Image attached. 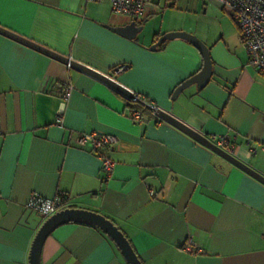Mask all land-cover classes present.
<instances>
[{"label": "crops", "instance_id": "0c3cea01", "mask_svg": "<svg viewBox=\"0 0 264 264\" xmlns=\"http://www.w3.org/2000/svg\"><path fill=\"white\" fill-rule=\"evenodd\" d=\"M154 4L131 39L109 27L133 20L106 2L0 0V26L110 76L208 139L226 137L231 154L264 175V73L249 65L238 29L222 14L217 30L189 29L208 48L210 80L172 99L202 58L180 38L150 48L170 31L142 34ZM128 99L0 33V264H29L42 219L27 201L58 193L62 208L110 219L142 264H264V183L150 110L145 123L131 121ZM90 133L116 139L105 180L90 143L77 142ZM40 264L127 263L98 227L66 222L43 241Z\"/></svg>", "mask_w": 264, "mask_h": 264}, {"label": "water", "instance_id": "95a60500", "mask_svg": "<svg viewBox=\"0 0 264 264\" xmlns=\"http://www.w3.org/2000/svg\"><path fill=\"white\" fill-rule=\"evenodd\" d=\"M109 28L112 31L130 39L133 38L136 32L139 30V28L136 27L134 21H131L130 23L123 26L109 27ZM0 33L20 43H23L29 47H32L54 59H57L79 72L87 74L105 83L106 85H108L115 91L121 93L127 98H131L133 96L132 91H129L128 89L120 85L110 76L101 73L96 69L89 67L86 64H83L81 62L70 59L69 57L56 53L42 45L34 43L33 41L25 37H22L16 33H13L1 26H0ZM174 38L184 39L189 43H191L199 51L202 58V65L197 73L185 79L175 87V89L171 94L172 99L175 98L183 89L187 88L192 84H195L196 88L198 89L202 88L210 80V75H211V59L209 56L208 48L200 39H198L195 35L191 33L181 30L169 31L163 34L162 36H160L159 39L153 45H151L150 48L154 49L156 45L161 41L174 39ZM154 115L160 118L161 120L165 121L166 123H169L172 126L176 127L177 129L181 130L182 132L193 138L195 141L211 149L214 153L218 154L219 156L223 157L230 163L234 164L235 166L239 167L243 171L247 172L251 176L255 177L256 179L264 183V175H261L260 173L255 171L254 169H252L251 167H249L248 165H246L245 163L234 157L231 153H228L225 150L221 149L220 147L216 146L206 136L188 127L187 125L177 120L175 117H173L166 111L160 108H156L154 111ZM66 222L86 223L98 227L101 231L107 234L109 238L114 242V244L120 251L123 259L127 264H142L137 254L131 247L127 237L110 219H108L107 217H105L100 213L86 209L75 208V207H65L59 209L49 217L42 220L41 224L39 225L31 241L29 254H28L29 264H40V253H41V247L43 241L55 227Z\"/></svg>", "mask_w": 264, "mask_h": 264}, {"label": "built area", "instance_id": "2783aa9c", "mask_svg": "<svg viewBox=\"0 0 264 264\" xmlns=\"http://www.w3.org/2000/svg\"><path fill=\"white\" fill-rule=\"evenodd\" d=\"M85 2H106L115 14L127 15L133 21L142 18L150 7L153 5V0H84ZM219 4L226 11L235 23L240 42L247 53L248 63L255 70L264 73V0H211ZM126 65L116 67V71H122ZM71 85L63 88L60 95L62 98H67ZM133 100L140 101L145 107L149 108L154 113L157 108L153 103L147 102L137 93L133 92L131 97ZM131 121L137 123H145L146 118L140 110H132L129 113ZM216 146L225 150L228 153L233 152V145L224 136L211 137L209 139ZM91 145V151L96 154L101 161L100 171L102 179H107L114 167V161L107 155V150L113 146L116 141L113 135L96 133L84 134L78 138V144L84 145L85 142ZM251 154L255 153L251 149ZM148 194L151 196L153 191L148 188ZM66 201V196L63 193H58L51 199L44 198L38 194H32L27 201L26 207L28 210L38 214L42 220L49 217L57 210L61 209Z\"/></svg>", "mask_w": 264, "mask_h": 264}, {"label": "rangeland", "instance_id": "374dc122", "mask_svg": "<svg viewBox=\"0 0 264 264\" xmlns=\"http://www.w3.org/2000/svg\"><path fill=\"white\" fill-rule=\"evenodd\" d=\"M153 2L156 9L144 22L142 28V34L146 38H149L160 28L161 31L170 29V31L181 30L188 33L189 29L194 30L195 27L217 30L220 28L219 14L225 15L228 21L236 27L232 18L221 10L220 6L212 7L213 2L211 0H153ZM116 16L122 22H127L131 19L127 15L116 14Z\"/></svg>", "mask_w": 264, "mask_h": 264}, {"label": "trees", "instance_id": "16d2710c", "mask_svg": "<svg viewBox=\"0 0 264 264\" xmlns=\"http://www.w3.org/2000/svg\"><path fill=\"white\" fill-rule=\"evenodd\" d=\"M171 6H172V4H171ZM154 36H156V35H154ZM164 41H166V40H163V41H161L160 43H158L157 45H162L163 43H164ZM156 45V46H157ZM156 48V47H155ZM128 101V103L130 104V109H129V113L132 111V110H140L141 111V113L143 114V115H145V113L146 112H150L149 110V108H147V107H145L140 101H138V100H133L132 98H130V99H128L127 100ZM64 194V193H63ZM65 195V194H64ZM66 196V195H65ZM65 205V204H64Z\"/></svg>", "mask_w": 264, "mask_h": 264}]
</instances>
